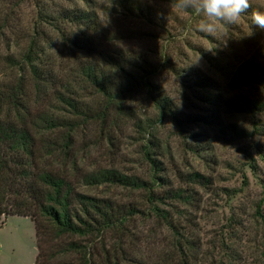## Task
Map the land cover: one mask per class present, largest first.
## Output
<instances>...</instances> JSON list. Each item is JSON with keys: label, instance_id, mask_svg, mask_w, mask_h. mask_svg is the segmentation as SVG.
<instances>
[{"label": "rangeland", "instance_id": "obj_1", "mask_svg": "<svg viewBox=\"0 0 264 264\" xmlns=\"http://www.w3.org/2000/svg\"><path fill=\"white\" fill-rule=\"evenodd\" d=\"M172 2L0 0V124L46 120L97 263L264 264V0L215 36ZM37 253L8 216L0 264Z\"/></svg>", "mask_w": 264, "mask_h": 264}, {"label": "trees", "instance_id": "obj_2", "mask_svg": "<svg viewBox=\"0 0 264 264\" xmlns=\"http://www.w3.org/2000/svg\"><path fill=\"white\" fill-rule=\"evenodd\" d=\"M36 53L31 46L25 59L32 63ZM37 61H41L40 56ZM91 75L96 89L103 92L105 86ZM141 85L147 91L152 88L148 80H141ZM16 108L15 116H7V124H0V227L10 215L34 221L38 248L35 264H104L94 261L91 250L83 244L82 240L97 229L76 209L92 204V199L76 192L47 164L56 154V142L50 141L53 131L46 128V120L39 121L43 128L38 122L27 123L26 116H20L22 107ZM71 254L77 255L76 262L68 256Z\"/></svg>", "mask_w": 264, "mask_h": 264}, {"label": "clouds", "instance_id": "obj_3", "mask_svg": "<svg viewBox=\"0 0 264 264\" xmlns=\"http://www.w3.org/2000/svg\"><path fill=\"white\" fill-rule=\"evenodd\" d=\"M252 7L250 0H173L171 5L172 9L189 11L199 17L197 30L210 36L220 31V25H235ZM250 17L252 25L264 30V10L252 11Z\"/></svg>", "mask_w": 264, "mask_h": 264}]
</instances>
